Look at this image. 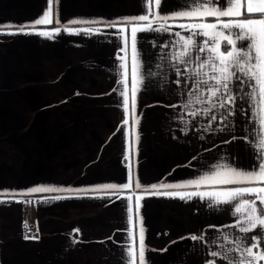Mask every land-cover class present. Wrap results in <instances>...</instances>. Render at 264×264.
<instances>
[{"label":"crops","instance_id":"obj_1","mask_svg":"<svg viewBox=\"0 0 264 264\" xmlns=\"http://www.w3.org/2000/svg\"><path fill=\"white\" fill-rule=\"evenodd\" d=\"M183 3L163 0L160 11L171 14ZM47 7V0H0V25L35 21ZM148 7V0L143 4L141 0H59L58 13L63 26L74 19L111 22L147 14ZM152 9L156 11L154 0ZM68 26L101 31L93 35L62 31L51 40L37 35H0V193L36 186L75 190L124 184L129 142L133 145L129 153L133 181L138 175L145 186L195 179L217 163L245 169L256 163L250 140L243 139L251 135L246 129L252 127L245 101H237L228 131L218 130L224 127L219 119L205 131L209 118H194L187 114L190 110L183 109L189 89L183 81L179 88L175 84L170 45L175 37L166 33L138 34L146 86L137 108L139 143L134 137L126 139L124 130L131 128L132 121L123 126L122 97L113 91L122 88L117 83L118 56L124 55L120 36L116 29L99 24ZM128 63L130 88V46ZM149 72L159 75L149 76ZM128 194L118 199L72 191L15 198L25 203L0 196V264H124L123 246L128 243L124 197ZM56 195L74 198L37 203ZM99 196L105 198H93ZM141 213L150 264H206L212 259L208 250L214 246L187 237L203 234L211 239L219 233L210 225L220 227L234 219L195 198L184 202L149 196Z\"/></svg>","mask_w":264,"mask_h":264},{"label":"snow or ice","instance_id":"obj_2","mask_svg":"<svg viewBox=\"0 0 264 264\" xmlns=\"http://www.w3.org/2000/svg\"><path fill=\"white\" fill-rule=\"evenodd\" d=\"M47 3V9L35 21L20 26L0 25V35H37L51 40L62 31L87 35L99 34L101 31L98 27L74 28L68 25L99 24L104 28L116 29L124 45L120 48L124 55L118 56L120 78L117 83L122 85V88L113 91H119L122 97L123 126H128L130 119L132 121L131 128L124 130L126 139L134 137L135 143H139L140 116L137 108L139 94L146 86L138 34L166 33L175 37L170 42L173 49L171 66L175 69L177 77L175 84L179 88L183 81V86L189 89V99L183 104V109L190 110L187 114L194 118L200 115L208 117L209 126L205 131L211 130L212 122L218 119L224 125L218 130L228 131L232 124L230 118L236 115L237 101H245L250 111V115L245 112L248 115L247 122L252 127L246 129V133L251 135L246 134L243 139L250 140L256 163L246 169L217 163L212 166L211 171L195 179L145 186L140 182L138 175L133 181L129 155L133 145L129 142L125 155V160L129 161L128 180L124 184L107 183L89 189L75 190L36 186L21 192L0 193V196L7 195L16 203H25L24 200L15 198L36 193L91 191L108 196L116 195L119 199L120 194L128 192L129 194L124 197L127 201L128 224V243L123 246L122 253L124 264H150L147 256L150 249L146 245V230L141 213L146 197L178 199L184 202L194 198L201 202L207 201L210 209L228 212L234 219L231 224L220 227L210 225L209 227L215 228L219 233L211 239L206 240L203 234H191L187 237L194 242L204 241L214 246L208 250V255L212 259L207 260L206 264H217V261L222 264H264V0H184V3L171 14L160 11L163 0H154L156 11L152 9V0H148L147 14L123 17L111 22L74 19L63 26L58 13L59 0H47ZM141 3L143 4L144 0H141ZM177 20L184 22L169 23ZM53 24L57 27L50 29L37 27ZM173 27L180 30L173 32ZM162 47L168 48L169 44ZM148 75L159 74L149 72ZM194 104L203 107L193 108ZM216 113H219V117ZM228 142L230 141H225ZM70 198L74 197L56 195L37 203L47 202L48 199L58 201ZM222 229L234 231L223 232ZM79 231L74 229V232ZM38 238L25 236V239Z\"/></svg>","mask_w":264,"mask_h":264}]
</instances>
